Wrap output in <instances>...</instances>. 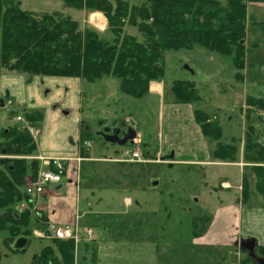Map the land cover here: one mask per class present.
<instances>
[{
  "label": "rangeland",
  "instance_id": "rangeland-1",
  "mask_svg": "<svg viewBox=\"0 0 264 264\" xmlns=\"http://www.w3.org/2000/svg\"><path fill=\"white\" fill-rule=\"evenodd\" d=\"M128 1L131 5L143 2ZM24 3L23 8L33 12L60 10L80 22L90 15L83 12L82 17L81 10L65 6L64 0H24ZM84 23L83 28L86 25L96 29L109 41L114 38L107 25L105 31H100L94 20ZM100 28L104 29L105 25ZM125 32L139 41L144 40L134 26H126ZM245 44L246 65L240 71L231 56L199 45L193 49L164 52L165 76L161 81L166 89L176 79L194 81L202 99L192 104L176 103L172 95L147 94L141 98L125 95L121 92L120 81L113 77L87 81L80 77L28 76L6 71L2 74L8 77H2L0 72V83L6 82V87L0 84V88L4 87L0 89L2 127H20L24 122L17 121L16 116L21 114L27 118V114L34 113L38 116L36 124L44 132L45 146L72 151L81 146L89 151L85 156L91 159L82 160L78 169L81 184L75 199H78L80 230L79 241L73 239L77 262L80 260L79 242L82 238L85 241L84 227L95 226L99 216L95 214H100L103 224L117 234L103 238L104 242L108 240L114 244V250L103 259V264H240L244 260L245 252L235 245L241 237L235 221L226 227L223 221H215V218L222 217L225 208L232 207L236 214L241 209L238 186L243 181L244 169L235 164L225 166L226 163L247 162L242 157L248 134L260 144L259 140L264 137L261 115L264 109L247 103L249 97L264 98V3H248ZM238 72L241 78L236 76ZM38 79L55 80V84L40 86ZM196 109L219 122L223 129L221 142L237 146L236 162L216 160L213 153L217 141L203 136L195 118ZM82 121L83 128L90 132L89 146L80 143ZM106 128L120 130L121 136L134 129L139 145L131 141L125 145L105 141L97 133ZM134 149L151 153L152 157L160 151L165 163L111 160L122 159L126 151ZM171 157L175 161L170 162ZM197 157L204 160L200 164L190 162ZM225 182L232 188L225 189ZM56 192L63 198L70 195L66 184ZM255 192L248 203L262 200ZM49 196L53 195L37 199L35 203L46 205ZM29 204L27 201L18 203V212L29 210ZM178 206L183 212H178ZM85 209L95 213L83 218ZM3 212L0 209V216ZM39 216L32 219L30 242L24 251L6 248L3 245L5 234L0 231V264H32L33 257L43 247L53 244L51 237L36 236L34 231L42 229L39 221L46 223L44 215ZM192 220L196 221V226L192 225ZM194 232L199 236H194Z\"/></svg>",
  "mask_w": 264,
  "mask_h": 264
},
{
  "label": "trees",
  "instance_id": "trees-1",
  "mask_svg": "<svg viewBox=\"0 0 264 264\" xmlns=\"http://www.w3.org/2000/svg\"><path fill=\"white\" fill-rule=\"evenodd\" d=\"M64 2L70 8L103 13L108 20L107 29L114 34L112 41L96 29L83 28L80 20L64 11L36 13L23 8L20 0H0V72L80 77L87 81L113 77L120 81L123 94L141 98L150 93L152 81L164 78L165 51L199 45L231 56L234 66L243 70L248 3L264 0H143L140 5H131L128 0ZM128 25L136 27L144 40L127 34ZM236 76L241 78L242 74L238 72ZM166 95L181 104L202 99L200 89L191 80H174L165 90ZM247 103L264 109V98L249 97ZM195 118L203 135L217 141L214 157L236 162L237 146L221 142L223 129L219 122L200 109L195 110ZM27 119L36 124L38 116L29 113ZM89 133L82 121L81 140H90ZM251 136L248 134L245 140L243 158L254 164L256 189L264 196V146ZM3 150L6 157H0V209L4 212L0 231L5 234L4 245L12 249L18 237H30L32 233V212L19 213L16 205L30 202L22 187L28 175L39 171L40 162L26 158L36 156L38 143L23 127L0 125V155ZM177 210L183 212V208ZM191 223L196 226V221ZM52 243L33 257L32 264H76L74 240L53 238ZM258 251L264 257V246L258 245ZM251 261L247 257L242 264H252Z\"/></svg>",
  "mask_w": 264,
  "mask_h": 264
},
{
  "label": "crops",
  "instance_id": "crops-1",
  "mask_svg": "<svg viewBox=\"0 0 264 264\" xmlns=\"http://www.w3.org/2000/svg\"><path fill=\"white\" fill-rule=\"evenodd\" d=\"M20 1H21L22 5L24 6V4H25L24 0H20ZM81 12H82V17H83V12H84V14L85 13L88 15L90 14L85 20H83V18H82L81 26H83V23L84 22L86 23V21H87V23L93 22L92 15L99 13V14L103 15V17L105 18L106 24H105L104 29H101L98 25L96 27L100 31L106 30V25L108 24V20L103 13L98 12V11L89 12L85 9L81 10ZM84 27H86V25ZM1 76L2 77H8L7 74H2V72H1ZM50 77H52V76H50ZM37 82H38V84H40V86L48 84V83L55 84L54 83L55 80H46V79L39 80L38 79ZM0 84H4L3 86L6 87V82L3 81V83H0ZM4 87H1L0 89H3ZM165 89H166V87L163 84V81H161V82L158 80L152 81L150 83V93L149 94L157 96V97H163L164 93H165ZM18 115H20V114H18ZM80 134H81V127L79 130V138H81ZM137 141H139L138 135H137V138H136L134 143H136ZM259 141L264 145V137L261 138ZM37 143H38V149L39 150H37L38 153L36 154V156H34V158H38L40 156L61 155V156H69V157H73V158L81 157V158H84L83 160L91 159V157H89V155L85 156L86 155L85 153H89V151H86L81 146L79 147V149H76L75 151H72L70 149H62L61 147L53 148L47 144L45 146L44 132L42 131L41 128H40V133H39L38 138H37ZM83 145L89 146L90 143H89V145H85L83 142ZM197 151H198L197 154H200L199 150H197ZM142 154H143V156H145V158H147V157L148 158H156V157L162 158V155H163V153L160 151L157 152L156 157H152L150 155L151 153L150 154L147 152L145 153L144 151H142ZM158 156H160V157H158ZM241 157H242V154H241ZM172 158L173 157H171V159ZM202 158L203 157H197L196 160L193 159V161H190V162H193V164H200L201 160H204ZM157 160L154 162H157ZM216 160H218V159H216ZM38 161L40 162L39 171L43 170V169H54V167L52 165L47 166V165L43 164V162L41 160H38ZM173 161H175V160L172 159L170 162H173ZM118 162L126 163L125 161H118ZM129 163H132V162H129ZM133 163L144 164L142 162H133ZM159 163H165V161L163 162L162 160H159ZM234 164L239 165L240 167H242L244 169L243 170V175H244L243 181L238 186V189L241 192L240 193V195H241L240 196V198H241V203H240L241 209L236 214L235 211L232 210V207L225 208V212L222 215V217L221 216H220L221 218L216 217L215 221H223L226 227H228L229 223L235 221L237 233L239 234V236H241L243 238H255L257 240L258 245L264 246V196L261 193H259L256 189L257 177H256L255 170L252 167L253 164H250L247 162L231 163V164L226 163L225 166H229V165L233 166ZM79 165H80V162L77 160H73L69 164L67 163L68 169L66 172H64L63 179L61 182H59L57 184L49 185L47 187V193L46 194L41 195V196L31 197L30 202L28 201V203H30L29 204L30 205L29 210L32 212L33 217L36 216L37 214H38V216H39V214H43L44 220L54 221V222L61 223L64 225L67 224V225H73V226L76 225L75 222H77V224L80 222V219H79L80 214L78 212V206H77L78 205V199H75L76 197L78 198V193H79V189H80L79 185L81 184L80 183L81 177H80V174H78ZM28 177H29V175L26 178H28ZM63 180H65V181H63ZM64 184H66L67 189L70 191L69 192L70 195L69 196L67 195V197L63 198L59 194H57L56 191L63 188ZM228 184L230 185V187L225 186ZM250 184H254V187L250 186ZM223 185H224L225 189H231L232 188V185L228 182H225ZM242 190H244V193H242ZM254 190L257 191L255 193L262 200L259 203L256 202V203L250 204L248 202H249V199L253 198L254 193H252V192ZM50 194H52L53 196H49V198H48L49 201L46 205H44V204L38 205L35 203V200L41 199V198L45 197L46 195H50ZM128 199H131V198H127V200ZM253 202H255V201H253ZM127 204H129V203L127 202ZM39 206H40V209L38 210ZM32 208L36 209L37 211L33 212ZM46 212H48V214H46ZM94 213H95L94 211H87V209H85V211L83 212V215H81V216L84 218L85 216H89L90 214H94ZM95 215L100 216V214H95ZM110 215H111V213H110ZM99 216L95 219L97 221V223L95 224V226L93 228L87 227V226L84 227V233H85V236H84L85 241L84 242L85 243L83 242V238L79 242V248H80L79 249V252H80V258L79 259L80 260H78V262H77V256H76V264H79V262H81V264H88V262H89V264H96V263L103 264V259L104 258L106 259L108 254L112 253V251L114 250V244H112L113 241L106 240L104 242L103 238L106 236L109 237L112 234L114 235L115 233H114V231H109L106 224H103L102 217H99ZM39 222L41 223V221H39ZM131 222H133V220H131ZM102 227L104 228L103 233H101ZM78 229L80 230L79 224H78ZM88 229H91L92 233H89ZM82 236H83V231H82ZM114 236H117V234H115ZM96 237L99 240L96 239ZM97 240L99 242H97ZM106 242H108L109 244H105ZM83 243H84V245H83ZM106 248L107 249L109 248V250H107Z\"/></svg>",
  "mask_w": 264,
  "mask_h": 264
},
{
  "label": "built area",
  "instance_id": "built-area-1",
  "mask_svg": "<svg viewBox=\"0 0 264 264\" xmlns=\"http://www.w3.org/2000/svg\"><path fill=\"white\" fill-rule=\"evenodd\" d=\"M263 117L264 124V112H261ZM16 120L19 122H24V128L36 138L40 132L39 128L27 120L24 119L22 115L16 116ZM85 145H89V142H84ZM43 164L49 166L52 165L54 169H43L38 172L35 177H28L24 184V190L26 194L31 196H41L47 193V187L51 184H57L62 181L64 172L67 171V163H70L73 160L81 161V157H69V156H40L38 157ZM121 161L129 162H145L142 158L141 152L139 150L126 151L124 157L119 159ZM88 232L91 233V230L88 229ZM35 234L39 237H54L63 240L74 239L78 241V227L76 225H62L57 224L53 221L47 222L46 231H35Z\"/></svg>",
  "mask_w": 264,
  "mask_h": 264
},
{
  "label": "water",
  "instance_id": "water-1",
  "mask_svg": "<svg viewBox=\"0 0 264 264\" xmlns=\"http://www.w3.org/2000/svg\"><path fill=\"white\" fill-rule=\"evenodd\" d=\"M111 131L110 128H106L101 132L103 138L107 142L119 144V145H125L128 141L133 142L136 138L137 132L134 129H129L127 133L124 135L123 138L119 136L120 130H114L112 131L113 134H109ZM4 155L6 154V150H3L2 152ZM157 182H154V185H156ZM29 242V237L27 236H20L18 237L15 242L12 244V249L16 252L25 250L27 244ZM240 247L243 250H248L250 253V256L254 257L256 256L255 250L257 247V240L255 238H249V239H242L239 241ZM261 264H264V260H260Z\"/></svg>",
  "mask_w": 264,
  "mask_h": 264
},
{
  "label": "flooded vegetation",
  "instance_id": "flooded-vegetation-1",
  "mask_svg": "<svg viewBox=\"0 0 264 264\" xmlns=\"http://www.w3.org/2000/svg\"><path fill=\"white\" fill-rule=\"evenodd\" d=\"M126 132H127V131H126ZM126 132H124V134H123L122 136L119 134V136H120V137H124V135L126 134ZM109 134H113V132L111 131V132H109ZM242 239H249V238H243V237L238 238V239L236 240V242H235L236 249L239 248V250L244 251L245 254H246V257H245V258H247V257L251 258V260H252L251 263H252V264H261V263H260V260H264V257H263V255H261V254L259 253V251H258V246L256 247V250H255V254H256V256L252 257V256H250V253H249L248 250H243V249L240 247L239 241L242 240ZM14 242H15V241H14ZM3 245H4V243H3ZM4 246H5V245H4ZM5 247H6V246H5ZM11 247H12V245H11ZM6 248H8V247H6ZM8 249H9V248H8ZM10 250H13V249H10ZM13 251H14V250H13ZM245 258H244V259H245ZM240 264H242V261L240 262Z\"/></svg>",
  "mask_w": 264,
  "mask_h": 264
},
{
  "label": "bare ground",
  "instance_id": "bare-ground-1",
  "mask_svg": "<svg viewBox=\"0 0 264 264\" xmlns=\"http://www.w3.org/2000/svg\"><path fill=\"white\" fill-rule=\"evenodd\" d=\"M93 20L100 27H102L103 25H105V19H104L103 15H101L99 13L98 14L96 13V14L93 15Z\"/></svg>",
  "mask_w": 264,
  "mask_h": 264
}]
</instances>
